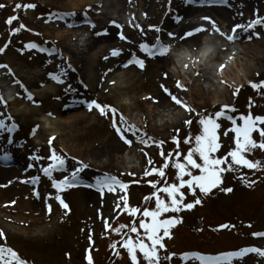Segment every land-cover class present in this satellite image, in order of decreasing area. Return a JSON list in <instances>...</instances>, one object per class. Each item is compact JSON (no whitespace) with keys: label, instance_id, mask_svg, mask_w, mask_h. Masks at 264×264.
Returning <instances> with one entry per match:
<instances>
[{"label":"rangeland","instance_id":"obj_1","mask_svg":"<svg viewBox=\"0 0 264 264\" xmlns=\"http://www.w3.org/2000/svg\"><path fill=\"white\" fill-rule=\"evenodd\" d=\"M111 1L113 0H102L104 5L100 9L101 14L97 16L101 24L96 30H91V34H87L88 39L91 42L96 40V32L110 25L113 20H124L127 23L122 25L121 30L129 39L121 41L116 26L111 24L116 42L101 44L91 52H87L84 51L85 47L81 46L80 40L73 39L78 36L77 32L74 35L60 37L59 33L68 30L65 22L50 23L48 18L54 17L56 14L76 12L75 22L80 25L85 19H92V15H96L94 6L80 5L75 7L71 0H0V5L5 6L0 8V63L9 66L6 69H0V82L10 80L14 83L16 79H19L34 92L37 104L42 102V106L37 107L32 102L19 98L17 93L22 96L26 94L22 92L19 85L14 84L16 94H12L17 99L8 107L0 105V110L6 113L2 117L3 119H7L8 113L13 118L9 121V126L12 123L20 126L15 134L0 133V166L12 167L22 171L18 177L7 176V180L0 181V185L12 181L8 187H0V200L3 201V198L7 201L16 200L13 211L10 213V221L8 220L0 226L8 235L7 241L0 237V246L13 248L23 256L22 258H29L35 264H87L86 249L90 246L88 240L90 230L94 233L95 250L93 255L95 264H111L113 259L114 264H130L129 254L121 246L123 259L113 255L115 250L111 249V244L122 241L124 237L114 231L106 230L104 223V218H107L110 228L118 227L120 224L131 225L134 218L123 212V203H120L119 209L114 210V205L119 202V197L124 194L119 191L115 194L106 192L103 201L100 202L101 204L95 205L91 202L92 199L84 196L81 189H89L98 193L96 189H91L85 185L94 183L95 177L98 175H116L124 182L130 183L127 193L129 206H139L142 210L145 207L154 209V199L147 205L145 204V198L155 191L149 181H159V186H163V181L156 174L151 177H143L147 159L150 158L153 161L151 167L160 168L166 161L159 155V151L162 150L165 155L176 154L177 148L173 143V137L177 133L173 129H179L180 152L183 153L181 155L183 161L184 156L194 146V144L189 145L183 141L188 135L195 137L202 132V128L194 117H192L194 123L191 128L182 123V125H175V127H171L169 124L165 131L156 129L158 110L162 107L146 99V97L155 93L162 82L174 85V81L178 79L174 77L173 80L163 78L164 69L161 58H148L144 70H137L138 72L130 70L127 73L129 80L126 79L125 84L117 79L114 74H108L106 78L104 75L110 68L116 70L115 67H117L119 69L117 72L127 70L119 64L131 58L132 53L144 58V54L139 51V43H152L160 38L156 32L149 31V26L153 24V26H162L168 29L176 16L174 13L175 6L177 10H181L183 3H186L185 0H131V2L127 0L129 2L127 8L118 14L114 12L115 8L111 6ZM228 1L231 2V5L227 7L223 4L222 6L225 7L228 14L210 10L209 7L207 10L186 17L187 19L184 18V21L180 25L176 24L171 31L176 32L186 25L191 27L210 26L201 19L203 16H210L220 28L237 23L246 24L257 16L264 18V0ZM149 3L158 5L157 13L152 14L146 9L150 5ZM29 4H35L36 8L25 10L22 7L17 9L18 5L27 6ZM89 8L95 11L90 16H84ZM14 16H18L20 20L14 21L9 26L7 20ZM66 19L68 22H73L74 18L69 16ZM137 24L144 28L147 33L146 36L142 35L139 29L135 27ZM18 27H21V31L12 35ZM85 30L90 29L86 28ZM37 32L42 35H35ZM250 32H260L259 38L252 39L256 48L253 55L256 59L260 57L264 59V31H262V26H257L255 29L249 30ZM249 33L245 35L248 36ZM162 37L164 38V36ZM34 41L41 45H48L47 47H59L64 51V56L56 53L52 57H48L47 53H39L35 49H26V45ZM117 48L123 50L122 55L105 61L104 57L109 56L110 51ZM94 56L97 58L94 59ZM65 57L70 58L71 68L67 67L69 61ZM256 59L254 62L257 64L258 60L256 61ZM48 60H51L52 63L49 64ZM65 68L68 71L66 77L62 76V79L66 81L65 84H58L48 78L49 73H58ZM170 68H172V63ZM12 72L15 73V76L10 74ZM171 72L174 73L172 70ZM251 79L255 80L256 83L264 79L263 61L258 63L256 70H252ZM112 81L116 82L115 85L112 84ZM41 83L46 86L41 87ZM85 84L87 87H84ZM207 84H209L208 81L201 82L204 89H208ZM36 87H39V92L34 89ZM69 87L75 91L66 94L65 89ZM178 93L181 94L182 91H178ZM233 93H231V100L228 103L237 106L238 115L247 114L249 111L254 115H264V90L257 91L252 87L246 88L238 96V103ZM54 97H61V99L57 100ZM92 98H96L102 104L114 106L130 123L137 125L156 141L164 140L165 144L162 146L158 144H150L149 146L134 144L132 148H126L123 145L124 147L120 151H113L108 148L105 151L104 146H107L112 138L117 137V135L111 127L110 119L101 116L96 110L89 114L85 123L82 122V124L77 125L60 124L57 125L55 132L45 128L42 118L48 117L47 112L53 111L56 116L61 110L64 117L71 113H81L86 109V104L73 103V101H90ZM125 98H129L131 103H121ZM250 101L253 105L251 108H249ZM21 105L24 106V110L20 111L18 107ZM194 108L202 114L205 113V110H207V114L215 112V110H211V107L202 109V111L201 108ZM216 110L220 111L221 109ZM48 118L51 121L56 119ZM222 123L221 136L223 139H221V143L223 147L219 153L221 156L234 147V134L229 133L227 137L223 135L230 124L227 121ZM34 125H40V131L36 137H31L30 132ZM51 135L58 137L54 146L60 154L65 155L70 160L69 171L78 166L71 160L72 157H75L76 160H83L90 165V168L81 174L85 185L75 186L61 193L65 201L69 203L71 212L66 215L65 210L57 202L49 200L47 202L52 203L53 212L50 216L45 213L43 219L40 220L41 217L35 215L34 206L29 207V209L21 206L22 200L34 205L41 203L32 196L30 187L28 189L30 192L27 190L23 193V197L20 196L23 186L27 185L20 183L19 180L21 176L26 179L32 175H40L41 182L38 188L42 199L45 200L48 193L55 194L50 181L38 171L39 168L47 166V163L50 162L47 161V157L50 154L48 141ZM9 140L13 142L9 143ZM6 153L11 155V160L4 161L2 159ZM126 153L136 157V166L126 167L122 165L120 158ZM32 155H41L45 157V161L33 162L29 159ZM254 158L264 160V152L257 151ZM30 162L35 163L36 166L25 172V167ZM242 172L249 179L257 181L254 187L248 188L244 185L238 178L241 173H229L223 187H233L232 193L214 190L212 195L202 197V206L198 205L194 210H187L180 214H166L168 217L182 216L184 220L183 224L174 229V238L166 240L169 253H177V258L172 261V264H183L179 257L190 250L221 253V251L240 250L248 246L264 249V238L254 239L253 237L254 232L264 230V171L256 172L243 169ZM129 173L134 175H129ZM64 174L67 173H54V176L62 178ZM197 174L199 173L197 172ZM176 176L177 172L174 168L170 167L166 170L169 184L178 182ZM185 193L188 196L186 203L193 202L194 198L188 194L187 189H185ZM198 195L200 194L198 193ZM25 197L28 198L25 199ZM98 209L101 218H98ZM4 214H8L7 211ZM225 223L235 225V228L218 230ZM249 224L252 227H248ZM250 256L252 258L246 259L242 264H264V257H258L254 254H250ZM188 264L198 263L189 261ZM233 264H238V262L234 260Z\"/></svg>","mask_w":264,"mask_h":264},{"label":"snow or ice","instance_id":"obj_2","mask_svg":"<svg viewBox=\"0 0 264 264\" xmlns=\"http://www.w3.org/2000/svg\"><path fill=\"white\" fill-rule=\"evenodd\" d=\"M131 2V0H130ZM189 5L194 4L197 0H185ZM201 3H210V4H227L228 0H200ZM4 5H0V8H4ZM35 9V4H29L27 6L18 5L17 9L20 8ZM101 8L103 5L100 6ZM95 10L89 8L84 16H90ZM146 15V14H145ZM73 17V22H68L67 17ZM77 17L76 12H69L64 14H56L54 17H49L48 22L55 21H64L67 29L72 30L77 28L79 25L75 22ZM203 21L207 22L210 26L199 25L193 29L186 30L183 35H178L175 31L167 30L162 26H149V31H154L158 34L159 37L156 41L141 42L138 45L139 51L144 54V58L136 55L135 53L131 54V58L127 59L126 62H121L123 68H128L131 66H137L138 69L144 70L146 68V61L148 58L152 59H172L174 53L184 47L181 45L185 41H189L191 38L197 37L200 34H207L208 36H220L226 39L228 42H235L240 38L238 30H242L246 33H249V30L255 29L257 26H262V31H264V18L257 16V18L250 20L246 24H235L230 32L226 33L217 25L216 21L213 20L210 16H203L201 18ZM19 20L18 16H14L7 20V24L11 26L14 21ZM184 21L183 16L176 17V24L180 25ZM92 30L98 28V24L89 20ZM112 25H115L117 28V34L121 41H127L129 38L121 30L123 28L117 21H111ZM23 27V26H21ZM21 27L15 29L12 35H16L21 31ZM139 29L142 35H147L144 28L139 24L135 25ZM35 35L40 36L41 33H35ZM111 35L108 29H101L96 32L97 38H102ZM166 35L170 40L176 41L173 43H166L162 36ZM260 32H250L248 34V39L252 40L253 38H259ZM75 39V37L73 38ZM58 44V42H56ZM26 49L32 50L35 49L39 53H47L48 57H52L54 54L59 53L60 56H64V51L59 47H46L38 43H28ZM122 49H112L109 56H105L104 60L108 61L112 57H120L122 55ZM221 51H227L226 48H221ZM234 55V53H233ZM69 61L67 67L71 68L70 58L65 57ZM231 59V57H229ZM198 60H191L192 64L198 63ZM48 63L51 64L52 61L48 60ZM9 66L6 64L0 63V69H6ZM185 68L189 67L188 63L184 64ZM226 68L225 62H220L219 70L223 72ZM115 69L110 68L104 74L105 78L108 74L112 73ZM12 76H15V73H10ZM67 68L63 69L58 73H49L48 78L58 84H65V79H62V76H67ZM196 77H202L203 73L201 71L195 72ZM259 75V73H257ZM163 78H168V73L164 72ZM83 83V82H81ZM115 81H112V84L115 85ZM220 83L228 85V80L222 78ZM15 85H19L22 92L26 95H20L17 93V96L21 99H25L27 102H32L34 106H42V102L37 104L36 96L32 90H30L26 85L22 83L19 79L14 81ZM41 87L46 86L41 83ZM84 87H87L85 84ZM163 94L168 97V102L174 104L175 106L185 110L190 117H194L196 122L202 128V132L199 135L193 137L188 135L183 143L192 145L193 147L187 152L184 156L183 161L181 160L182 152H180L181 139L179 138V129H173L177 133L173 137V143L176 145L177 151L176 154L165 155L161 150L159 155L166 161L162 167H151L153 161L148 158L147 166L143 173V177H151L154 174L163 181V186H159V181L151 182V186L155 190L154 193L145 198V204L149 202H155V208L145 207L143 210L139 206H129L128 201L129 197L127 193L129 192L130 183L124 182L116 175L103 174L95 177L94 183L85 185V181L81 178V174L90 168V165L85 163L83 160H76L75 157H72L71 160L78 166L74 167V170L69 171L70 160L65 157V155L60 154L58 149L54 146L58 137L56 135H51L49 138L50 154L47 157V166L41 167L38 169L42 173L43 177L47 178L50 181L51 187L55 190V194H47L45 199L44 207L46 215H51L53 212V205L47 201L54 200L58 205L65 210V214L71 212L70 205L62 197L61 193L65 190H69L75 186L85 185L91 189H96L99 196L101 197V202L105 193L115 194L117 191L123 193L119 197V202L114 205V210L120 208V203H123V212L129 214L134 219L132 220L131 225L120 224L118 227L110 228L107 218H104V223L106 230L114 231L116 234L123 236L122 241H117L111 244V249L115 250L113 255L117 258L123 259L121 254V248L126 250L129 254L130 264H172V261L177 258V253H169L166 240L174 238V229L179 225L183 224L184 220L182 216L173 215L166 216V214H180L187 210H194L198 205L202 206L203 199L202 197H207L213 194L214 190H219L224 193H232L234 191L233 187H223L226 183V176L229 173H241L238 177L245 186L248 188L254 187L257 183L255 179H249L246 174H243L242 170H254L256 172L264 171V160L254 158L257 151L264 152V115H254L251 111L247 114H239L238 109L235 106L223 105L220 111L212 112L207 114L197 111L193 106H191L184 99L179 97L176 94V91L189 92L190 89L183 84L181 81H174V89H170L166 84L161 83L159 85ZM244 86L234 90V95L238 98L241 89ZM251 87L254 90L261 91L264 90V82L252 83ZM70 91H75L74 89L66 88L65 93L67 94ZM54 99H61V97H54ZM146 99L159 103V99L156 97H146ZM73 103H83L87 105L89 111L96 110L101 116L108 117L110 119L111 127L113 128L117 138L122 142L126 148H132L134 144H139L142 146H149L150 144H158L160 146L165 144L164 140L156 141L153 137L149 136L147 132L142 131L137 125L130 123L123 114L119 113L118 110L108 104H102L98 102L96 98H92L90 101H73ZM0 105L3 107H8V101L5 99L3 91L0 90ZM253 105L250 101L249 108ZM166 109V108H161ZM6 113L0 110V133L8 132L15 134L18 129L16 123H12L9 126V121L12 120L10 113L7 114V119H3ZM46 115L50 118H55V113L49 111ZM224 121L230 122V127L227 128L223 135L227 137L229 133L234 134V147L227 151L224 155H219L223 147L221 143V129ZM242 122V123H241ZM185 125L189 128L194 123L193 118H188L185 122ZM40 131V125H34L33 129L30 132L31 137H36ZM12 140H9V143H12ZM147 156V153H145ZM2 159L4 161H9L12 159L11 155L5 154ZM31 161L44 162L45 157L41 155H32L29 158ZM35 163H28L25 167V172L29 169L35 167ZM174 168L177 172L176 180L178 182L169 184L167 182L166 170ZM67 173L62 176V178H56L54 173ZM197 172L199 174H197ZM129 175H134L129 173ZM20 183H24L32 187V196L36 200H41V194L38 191V186L41 182L40 175H32L26 179H20ZM12 181H9L8 184L0 185V187H8ZM139 183V181H136ZM185 189L188 190V194L193 197V202H187L188 196L185 193ZM198 193L200 195H198ZM163 194V195H161ZM28 197H25L27 199ZM16 200H12L9 204H5L4 207H14ZM98 218L100 216V210L98 209ZM248 227H252L251 224ZM235 228V225L223 224L219 227L218 230ZM83 231V229H82ZM203 231V229H201ZM133 234H135L133 236ZM256 237H264V232L253 233ZM0 237L3 240H8V235L4 229L0 228ZM94 233L90 230L88 240L90 246L86 249V260L87 264H95L94 262ZM103 238V236H102ZM163 253V254H162ZM138 254H141L138 256ZM250 254H254L258 257H264V249L255 246L243 247L240 250H232L222 252L220 254L211 255L203 254L201 252H186L179 258L183 261V264H188L189 261H196L198 264H233V261H237L238 264H242L246 259L252 258ZM0 264H29V261L22 258L21 254L15 251L11 247L0 246Z\"/></svg>","mask_w":264,"mask_h":264},{"label":"bare ground","instance_id":"obj_3","mask_svg":"<svg viewBox=\"0 0 264 264\" xmlns=\"http://www.w3.org/2000/svg\"><path fill=\"white\" fill-rule=\"evenodd\" d=\"M71 2L75 7H79L80 5H88V6L92 5V6H94L95 9L97 10L96 15L100 14V12H101V10H99V9H101L100 6L104 5V4H102L103 3L102 0H71ZM128 3L129 2L127 0H113L110 2L111 6L115 8L114 12L116 14L123 12L127 8ZM149 4L150 5L146 9L149 10L152 14L157 13V11L159 10L158 5H156V4L153 5L152 3H149ZM182 6H183L182 9L177 11L178 14L174 17V19L171 23V26L168 28V30H171V27L176 26V22H175L176 19L175 18L177 16H183L184 18H186V17L194 15L195 13H197L199 11L206 10L210 7V6L206 7V8H204L203 6L202 7H195V4L188 5L187 3H185ZM210 10L220 12V13L223 12V14H226V13L228 14V11L225 8H217L215 6H211ZM134 14H135V12H134ZM105 29H108L110 31L111 35L106 36V37H102V38H96V40H94L93 42L89 41L90 39H88L86 46H83V47H85L84 51H87V52L90 51L91 52L93 49L97 48L101 44L116 42V38L114 37V33H113L114 31L112 30L113 27L111 25H107ZM189 29H193V28L189 25H186L185 27H182L179 30H176V33L178 35H183L184 32L186 30H189ZM224 31L225 32L229 31L227 26L224 27ZM238 31H239L240 37H244L242 34L243 31L242 30H238ZM75 32H77L75 29L64 30L63 32L59 33L58 35L60 37H65L67 35H74ZM166 38H167V36H166ZM202 38H203V34H200L197 37L191 38L189 41H185L181 45V47H189V48L195 47L198 49L201 45ZM167 40L169 41V39H167ZM241 40L244 42L242 44V48L244 50V53L242 54V56L236 58V68H242V69L246 70L247 76H246V78H240L239 81L236 83H233L231 80H228V85L223 84L222 88L219 85H216L213 81H211L209 74L206 73L205 71H201L203 73L202 77H196L195 71L189 72L187 74V78L189 79V81H187V78H185V76L183 74L178 75L176 73L171 72L170 67H171V63L173 61L172 59L161 58L162 68L164 69V72L168 73V80H171V79L173 80V78H172L173 75H175L177 77H181V78L184 77L186 79V82L183 81V84H185L190 89V91L187 93L182 92V94H178L176 91V94H178L179 97L184 99L191 106L201 108V111H202V109H205V108L207 109L209 107H216L217 105H219L221 103H227L230 99V91H231L230 87L231 86H238L239 87L241 85H245L247 83H250L252 70L254 71L257 69L258 63H261L262 61L264 62V59H262L261 57L256 59L255 55H253V51L256 49L254 41H248L246 38H243ZM169 42H171L173 44L176 43V41H173V40H170ZM229 52L227 53L226 51H220L216 61L220 62L225 54H233V53H231L232 48H231V51H229ZM254 57H255L256 61L258 60L257 64L254 62L255 61ZM95 58H97V57L94 56V59ZM115 68H116V70L110 74H114V76H116V78L121 80L122 83H124V84L126 83L127 73L130 70L131 71H137L135 67H129V69L125 70L124 72H117V71H119V69L117 67H115ZM235 71H236V69L234 68L233 72L231 73V75L233 76V79H235ZM127 80H129V78ZM202 81H208L209 83H213V87L208 88V89H204L203 86H201ZM162 83L166 84L170 89H174V85L167 84L166 82H162ZM105 88H107V86ZM116 88H117V86H116ZM116 88H113V89H116ZM34 89L39 92V87H36ZM150 96L158 98L160 102L157 104H159L161 107L175 109V110L180 111L183 114L182 118L177 123L171 124V127H175V125L177 126L180 124L182 125V123H184L188 118H192L189 116V114L185 110L175 106L174 104H170L168 102V97L165 94H163V92L159 86L155 90V93L151 94ZM10 98H11L10 100H14L13 96H11ZM18 108L20 111L24 110L23 105L19 106ZM90 113H91V111L83 110V111H81V113L80 112L71 113V114H69V116L64 117L61 113V110H60V111H58L57 115L55 116V118H56L55 121H51L48 117H45V118H47L49 121H51L52 123H54L56 125H60V124L61 125H77L80 123L82 124V122L85 123L87 121ZM182 120L184 122H181ZM168 125L169 124H167L163 127H160L157 125L156 129L158 131L159 130L165 131V129ZM123 147L124 146H123L122 142L120 140H118L117 137H113L112 140L109 142V144L107 146L106 145L104 146V149H105V151L107 150V148L109 150L112 149L113 151L114 150L120 151ZM21 173L22 172L16 168H12V167L11 168H4V167L0 166V181L1 180H7V176L18 177V176H20ZM20 178H22V177H20ZM22 189H23V190H21L22 193H20L21 197H23L24 192H27L28 188L23 186ZM81 190H82L84 196H86V198L92 199L91 202L93 204H95V205L101 204L100 203L101 197L98 195V193H95L89 189H81ZM28 191L30 192V190H28ZM10 202L11 201H7L4 198H3V201L0 200V226H2V224H4V223L8 222L9 217H10V213L13 211V207H4L5 204H9ZM21 202H22L21 206L22 207H28V209H29V207L34 206L35 211H36L35 215L38 216L39 218L41 217L40 220L43 219V216H45V213H46L45 207H44V203H45L44 199H42V201L39 200V202L42 204V206H40L41 204L34 205L31 202H26L23 200ZM30 203L33 205H31ZM38 210H39V212H37ZM5 211H7L8 214H4Z\"/></svg>","mask_w":264,"mask_h":264},{"label":"clouds","instance_id":"obj_4","mask_svg":"<svg viewBox=\"0 0 264 264\" xmlns=\"http://www.w3.org/2000/svg\"><path fill=\"white\" fill-rule=\"evenodd\" d=\"M78 38L81 39V46H86L88 35L84 34L82 38ZM223 47V43L215 36H205L198 49L195 47H184L177 50L172 58L173 64L171 70L178 75L183 74L185 78H187V74L191 71H205L209 74L211 81H213L216 85H219L221 88L223 87V84L220 83L222 78L231 80L233 83L238 82L240 78H246V70L236 68V57L233 54L224 55L220 62H225L226 68L223 72L219 70L220 62L216 61V56ZM229 57H231V59H229ZM191 60H198L199 62L192 64ZM185 63L189 64L188 68L184 67ZM234 68L236 69L235 79H233V76L231 75ZM206 87L212 88L213 83L207 84ZM121 103L130 104L131 100L129 98H125L121 101ZM158 111L159 116L156 122L160 127L167 124L177 123L183 115L180 111L171 108L159 109ZM42 119L46 129L53 132L56 131V124L52 123L47 118ZM120 161L122 165L126 167H134L137 163L136 157L128 153L121 157Z\"/></svg>","mask_w":264,"mask_h":264}]
</instances>
